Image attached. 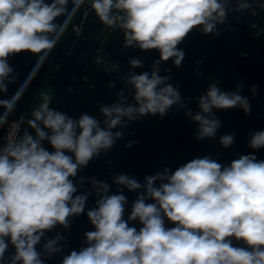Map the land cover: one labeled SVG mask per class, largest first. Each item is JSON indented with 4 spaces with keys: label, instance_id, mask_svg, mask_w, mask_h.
<instances>
[{
    "label": "clouds",
    "instance_id": "obj_1",
    "mask_svg": "<svg viewBox=\"0 0 264 264\" xmlns=\"http://www.w3.org/2000/svg\"><path fill=\"white\" fill-rule=\"evenodd\" d=\"M84 2L71 0L73 13ZM68 4L69 0H0V91L13 72L11 55L29 52L40 62L49 56L68 26L67 18L57 23L66 16ZM90 7L105 26L122 31L125 48L155 49L159 59L150 72L129 71L121 77L130 88L99 107L102 121L87 113L74 118L50 108L49 97L43 95L27 127L21 131L23 117L12 127L0 146V264H45V258L60 253L65 237L57 232L48 238L46 233L57 226L67 229L73 217L85 212L93 194L95 206L86 215L94 230L84 233L86 246L65 255L61 264H264V160L253 154L230 164L205 155L175 171L165 167L143 183L117 174L112 194L111 185L95 177L88 178L89 189L77 194L85 177L76 179L90 161L107 154L123 137L128 122L146 115L164 118L174 107L183 110L198 125L193 135L202 141L214 139L221 127L214 110L240 108L250 114L247 97L239 94L241 84L232 92L210 83L194 98L199 109L194 111L187 107L193 98H182L178 86L169 83L171 77L159 75L160 65L170 59L181 66L185 53L178 45L194 28L217 34V25L226 21L229 11L251 7L248 0H237L234 8L231 0H90ZM128 64L132 69L143 67L135 57ZM108 86L114 88L115 83ZM6 123V117H0V127ZM249 135V148H264V130ZM234 140V133L225 134L219 144L227 149ZM124 189L137 193L127 220ZM166 220L175 226L166 227ZM132 221L142 227L129 226ZM9 245L15 251L5 258Z\"/></svg>",
    "mask_w": 264,
    "mask_h": 264
},
{
    "label": "trees",
    "instance_id": "obj_2",
    "mask_svg": "<svg viewBox=\"0 0 264 264\" xmlns=\"http://www.w3.org/2000/svg\"><path fill=\"white\" fill-rule=\"evenodd\" d=\"M66 18L69 19L65 29L69 39L57 58H52L50 53L40 62L29 52L13 54L8 58L13 72L4 81V90L0 91V115L17 118L25 114L30 118L31 106L40 88L50 83L57 90L73 74L77 77L73 93L62 98L59 92L50 103V108L74 118L87 113L102 121L99 107L110 105L117 92L130 88L123 83L121 77L129 71L135 74L150 72L153 62L159 59V52L155 49L141 51L138 48H125L122 31L105 26L93 9L83 18L81 5L73 13V5L69 0L66 16L59 17L57 22L63 24ZM76 25L81 27L79 34L75 33ZM258 31V28L244 27L238 38L224 40L211 34L205 35L194 28L178 45L185 53L181 66L177 68L171 59L160 65L159 75H169V83L178 86L182 98H193L187 107L194 111L199 110L194 98L204 94L210 83H217L222 91L232 92L237 90V84L242 85L239 94L247 97L251 107L250 114H245L240 108L218 110L215 113L221 122L216 136L218 143L222 135L235 134L230 148L225 149L219 144L218 156L206 154L222 164H230L233 159L247 154L255 155L258 161L264 160V148L253 150L248 147L249 133L264 130V31ZM241 51L248 55L241 54ZM133 57L142 60L143 67L132 69L128 60ZM98 60L102 63H98ZM164 69L169 71L165 72ZM112 82L115 87L109 88L108 85ZM253 86H257L255 93L252 92ZM126 94L131 98L130 91ZM197 127L185 115V111H177L175 107L164 118L146 115L128 122V126L122 130L123 137L112 149L90 161L78 172L76 179L85 177V184L84 188L78 187L77 194L91 187L88 180L90 177L116 186L113 177L117 174L144 179L163 171L165 167L158 169L155 162L159 153H193L205 149L210 139L196 140L193 134ZM117 130L120 129L113 131ZM130 141L138 143L126 148L125 145ZM44 147L52 150L47 142ZM194 158L190 155L189 159L172 162L168 168L175 171ZM128 193L130 192L124 189L123 194ZM89 197L94 198L95 195ZM174 226L166 220V227Z\"/></svg>",
    "mask_w": 264,
    "mask_h": 264
},
{
    "label": "built area",
    "instance_id": "obj_3",
    "mask_svg": "<svg viewBox=\"0 0 264 264\" xmlns=\"http://www.w3.org/2000/svg\"><path fill=\"white\" fill-rule=\"evenodd\" d=\"M251 7L247 10H243L240 12L235 11H229L226 21L223 24H218L216 28L217 34H211L212 36L216 38H221L224 40L230 39L231 37L238 38L241 31L244 27H251V28H258L262 31H264V0H248ZM237 3V0H231V6L234 8ZM82 12H83V18L86 17V15L89 13V11L92 9L90 7V0H85L83 4H81ZM81 27L79 25L74 26V30L76 34L80 33ZM199 32L200 29L197 28ZM243 55H248L247 52L241 51L240 52ZM77 82V77L75 75H70L66 83L64 84V88L60 91V95L62 98H67L70 94L74 91V83ZM0 117H5L3 115H0ZM21 117L24 119V123L21 125V131L23 130V127H27V115L23 114L17 118H7V123L0 127V146L3 145L5 138L9 134V132L12 130V127L20 122ZM31 132L32 130L29 129ZM137 181L143 183L144 179H137ZM75 182V181H74ZM79 187V186H78ZM117 187L114 185H111V192L115 193ZM128 199V205L126 206L125 210V216L124 218L127 220V217L131 210V204L136 199L137 193L136 192H130L125 195ZM95 199L88 197V200L86 201L85 206V212L81 214L78 217H73L70 221L69 227L67 229H64L62 226H57L55 229H53L51 232H47L46 236L48 238H52L56 235L57 232L61 233L65 240L62 242V251L58 254L53 255L51 258H45V264H61V260L65 255H68L71 251L77 250L79 251L82 247H85L84 243V233L87 231L94 230V227L91 225L90 221L87 218V211L95 206ZM129 226H134L139 230L142 225L139 224L138 221H132L129 222ZM44 243V240H41V243L37 245V250L40 251L42 244ZM233 243L236 246H243L239 244L236 241H233ZM14 248L9 245L8 250L5 253V258L10 256L14 253Z\"/></svg>",
    "mask_w": 264,
    "mask_h": 264
},
{
    "label": "rangeland",
    "instance_id": "obj_4",
    "mask_svg": "<svg viewBox=\"0 0 264 264\" xmlns=\"http://www.w3.org/2000/svg\"><path fill=\"white\" fill-rule=\"evenodd\" d=\"M259 33L262 30L259 29ZM113 64H116L114 61ZM222 90V89H221ZM56 89L53 84H47L44 87H41L39 92L37 93L36 100L33 101L31 109L32 111L42 103V96L47 95L49 99L54 95ZM217 110H214L216 113ZM217 136V135H216ZM206 154H212L214 156H218L220 154V147L217 140V137L214 139H210L208 146L202 150H196L192 153L191 152H173V153H159L157 157H155L156 166L158 169H162L163 167H170L172 162L182 161L183 159H189L190 155L192 158L196 157H203Z\"/></svg>",
    "mask_w": 264,
    "mask_h": 264
},
{
    "label": "water",
    "instance_id": "obj_5",
    "mask_svg": "<svg viewBox=\"0 0 264 264\" xmlns=\"http://www.w3.org/2000/svg\"><path fill=\"white\" fill-rule=\"evenodd\" d=\"M100 37L101 36H99V38ZM68 39H69V36H68L67 32L64 31L63 35L58 40L57 45L54 47V49L51 52L52 58H57L58 57V55L60 54V51H61L62 46L65 45L68 42ZM67 79L60 85V87L56 90V92L54 93V95L50 98V103L53 101V99L56 97V95L61 91V89L64 86V84L66 83Z\"/></svg>",
    "mask_w": 264,
    "mask_h": 264
},
{
    "label": "crops",
    "instance_id": "obj_6",
    "mask_svg": "<svg viewBox=\"0 0 264 264\" xmlns=\"http://www.w3.org/2000/svg\"><path fill=\"white\" fill-rule=\"evenodd\" d=\"M54 86V85H53ZM55 87V86H54ZM55 89H56V87H55ZM56 92V91H55Z\"/></svg>",
    "mask_w": 264,
    "mask_h": 264
}]
</instances>
